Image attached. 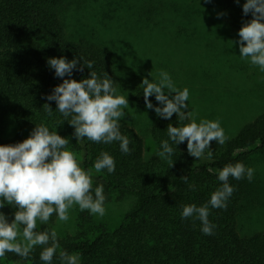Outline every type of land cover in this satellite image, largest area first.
Here are the masks:
<instances>
[{
  "label": "trees",
  "instance_id": "16d2710c",
  "mask_svg": "<svg viewBox=\"0 0 264 264\" xmlns=\"http://www.w3.org/2000/svg\"><path fill=\"white\" fill-rule=\"evenodd\" d=\"M79 1L0 0V144L20 142V130L44 124L69 139L67 149L74 155L83 153L79 165L92 172L93 188L103 185L105 204L120 200L125 194L138 198V204L125 213L113 230L96 224L87 211H81L77 233L57 235L58 252L79 253L81 264H264V231L243 234L239 223L241 215H249L255 204L254 178L249 182L229 177L235 191L226 208H210L209 220L215 224L212 235L201 233L198 220L180 217L182 204L203 205L221 186L217 179L219 169L236 162L250 167L253 154L264 156V112L227 138L224 145L211 141V159L195 160L187 151L186 140L177 148L172 145L171 166L157 152L161 150V141L168 139L167 126H179L175 114L171 119L156 117L152 123L150 137L155 152L149 159L144 155L143 138L129 125L120 123L121 133L130 141V153L122 154L118 142L103 144L86 138L76 141L74 129L66 120L56 126L62 117L55 111V102H50L53 116H47L43 104L48 101L44 97L62 82L47 65L49 57H76L78 61L81 58L82 62H93L90 70L78 63L83 70H73L72 79L87 78L90 71H96L99 76L110 78L115 88L124 84H117L119 71L108 47L93 34L79 37L68 30L67 14ZM217 2L237 31L252 19L251 13L245 15L242 11L244 0ZM102 18L107 21L110 15L104 14ZM10 126L16 128L12 135L8 134ZM102 151L115 159L112 174L106 170L97 173L93 168ZM183 176H187L188 183ZM190 185H194V190ZM14 211L8 204L0 208L9 221ZM56 219L53 214L47 224L37 221L38 230L55 231ZM42 247L35 246L27 258L6 253L0 264H42Z\"/></svg>",
  "mask_w": 264,
  "mask_h": 264
},
{
  "label": "clouds",
  "instance_id": "9594fccd",
  "mask_svg": "<svg viewBox=\"0 0 264 264\" xmlns=\"http://www.w3.org/2000/svg\"><path fill=\"white\" fill-rule=\"evenodd\" d=\"M242 11L245 15L251 13L252 19L238 30L235 43L239 45V57L264 72V0H244ZM80 62L81 58L78 61L76 57L70 60L64 56L47 58V65L62 80L44 97L48 101L43 104L47 116H53L50 102H55V111L62 117L56 126L66 120L74 129L76 141L86 138L95 143L118 142L120 152L129 154L130 141L120 131V121L128 107L126 96L118 93L110 78L101 77L96 71H90L87 78L72 79L73 70H83L78 68ZM82 66L89 70L94 67L92 61L82 62ZM140 85L146 109H152L163 119H171L173 114L177 117L179 126H167L168 139L161 141V150L157 152L170 166L174 155L172 145L176 147L186 140L188 153L200 160L211 159V141L225 144L227 137L218 120L197 122L190 110L184 111L189 108V90L177 88L169 73L161 71L155 81L144 78ZM149 96H154L159 106L153 105ZM68 144L69 139L50 131L44 124L35 125L20 142L0 144V208L5 204L15 208L11 221L0 212V258L6 253L27 258L35 246H43L39 253L42 264H54V257L56 264H81L79 253L58 252L60 246L55 231L34 230L37 221L47 224L53 214L59 221H68L73 205L93 215L105 214L103 185L93 188L92 172L80 167L74 153L67 149ZM115 167V159L106 151L100 153L93 165L97 173L106 170L112 174ZM254 171L242 162L226 164L217 172L221 186L203 205L182 204L181 219L198 220L201 233L212 235L215 224L209 220L210 208H226L235 191L229 177L251 182ZM183 179L188 183L187 176ZM189 187L194 190V185ZM21 236L22 239H18Z\"/></svg>",
  "mask_w": 264,
  "mask_h": 264
},
{
  "label": "rangeland",
  "instance_id": "374dc122",
  "mask_svg": "<svg viewBox=\"0 0 264 264\" xmlns=\"http://www.w3.org/2000/svg\"><path fill=\"white\" fill-rule=\"evenodd\" d=\"M104 14L110 19L103 21ZM67 16L70 32L79 37L93 34L112 52L119 71L117 84L124 83L116 89L128 100L120 123L141 135L146 159L155 152L150 128L158 116L145 108L140 83L144 78L157 80L161 71L169 73L177 88L189 90V108L184 111L190 110L197 122L218 120L227 138L264 112V72L239 57L238 31L218 8L217 0H80ZM149 100L159 106L154 96ZM31 130H20L22 139ZM15 132L10 126L8 134ZM75 157L80 164L83 153ZM250 167L255 170L257 194L250 214L239 218L243 234L264 231V156L253 154ZM137 204L136 195L125 194L104 204L103 216L84 211L96 224L113 230ZM80 212L73 205L68 221L56 219L57 235L76 234Z\"/></svg>",
  "mask_w": 264,
  "mask_h": 264
}]
</instances>
